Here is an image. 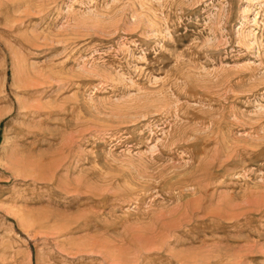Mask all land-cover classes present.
<instances>
[{
	"label": "rangeland",
	"instance_id": "374dc122",
	"mask_svg": "<svg viewBox=\"0 0 264 264\" xmlns=\"http://www.w3.org/2000/svg\"><path fill=\"white\" fill-rule=\"evenodd\" d=\"M0 264H264V0H0Z\"/></svg>",
	"mask_w": 264,
	"mask_h": 264
},
{
	"label": "bare ground",
	"instance_id": "6f19581e",
	"mask_svg": "<svg viewBox=\"0 0 264 264\" xmlns=\"http://www.w3.org/2000/svg\"><path fill=\"white\" fill-rule=\"evenodd\" d=\"M22 159H23V158H22ZM19 161H20V159H19ZM19 161H17V162H19ZM25 161H26V160L24 159L23 163H24ZM27 161H29V160H27ZM27 161H26V162H27ZM13 162H14V161H13ZM19 163H20V162H19ZM30 163H31V162H30ZM25 165H26V163H25Z\"/></svg>",
	"mask_w": 264,
	"mask_h": 264
}]
</instances>
